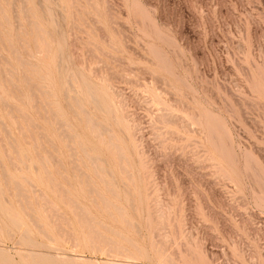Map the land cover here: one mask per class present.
<instances>
[{"label": "rangeland", "instance_id": "obj_1", "mask_svg": "<svg viewBox=\"0 0 264 264\" xmlns=\"http://www.w3.org/2000/svg\"><path fill=\"white\" fill-rule=\"evenodd\" d=\"M0 264H264V0H0Z\"/></svg>", "mask_w": 264, "mask_h": 264}, {"label": "bare ground", "instance_id": "obj_2", "mask_svg": "<svg viewBox=\"0 0 264 264\" xmlns=\"http://www.w3.org/2000/svg\"><path fill=\"white\" fill-rule=\"evenodd\" d=\"M81 108V107H80ZM88 118V121H89V117H87ZM93 120V119H92ZM90 122H91V120H90ZM93 122V121H92ZM94 124H96L95 122H94ZM97 125H98V123H97ZM96 125V126H97ZM92 126H93V123H92ZM93 127H95V125L93 126ZM98 129L96 128V131H97ZM100 132V131H99ZM83 150H85V149H83ZM91 159H92V157H91ZM93 160V159H92ZM95 160V159H94ZM97 161V160H96ZM95 162V161H94ZM95 165V164H94ZM95 167H96V165H95ZM97 169H99L98 167H97ZM101 169V168H100ZM102 176V175H101ZM92 189V188H91ZM90 191V190H89ZM95 191V190H94ZM96 193H97V191H95ZM104 201V200H103ZM103 239H104V237H102ZM105 240V239H104ZM106 241V240H105ZM109 242V241H108ZM108 244H110V243H108ZM116 248V247H115Z\"/></svg>", "mask_w": 264, "mask_h": 264}]
</instances>
